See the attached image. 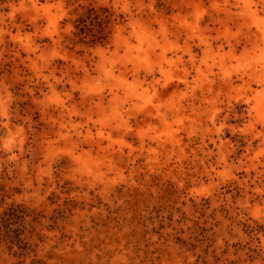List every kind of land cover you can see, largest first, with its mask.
<instances>
[{"label":"rangeland","instance_id":"rangeland-1","mask_svg":"<svg viewBox=\"0 0 264 264\" xmlns=\"http://www.w3.org/2000/svg\"><path fill=\"white\" fill-rule=\"evenodd\" d=\"M0 264H264V0H0Z\"/></svg>","mask_w":264,"mask_h":264}]
</instances>
